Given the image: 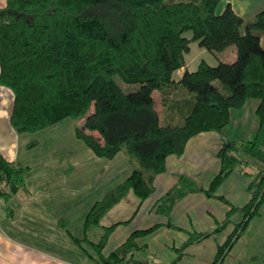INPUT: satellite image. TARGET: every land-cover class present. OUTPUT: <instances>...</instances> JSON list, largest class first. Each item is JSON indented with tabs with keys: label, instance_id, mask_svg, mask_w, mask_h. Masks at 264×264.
I'll use <instances>...</instances> for the list:
<instances>
[{
	"label": "trees",
	"instance_id": "1",
	"mask_svg": "<svg viewBox=\"0 0 264 264\" xmlns=\"http://www.w3.org/2000/svg\"><path fill=\"white\" fill-rule=\"evenodd\" d=\"M219 4L220 0H7L0 10V86L13 94L10 123L16 134L81 118L83 127H76V136L95 156L112 160L124 152L137 162L121 184L94 203L85 231L99 227L129 192L142 204L152 195L156 176L166 171L168 157L182 156L188 142L201 133H222L232 111L252 99L259 101L258 129L248 140L229 143L219 153L220 171L209 189L180 178L159 208L170 212L190 192L213 196L239 165L264 163V47L255 34L264 31V9L245 24L230 4L218 14ZM193 43L212 54L235 47L236 59L216 66L201 60L195 71L186 70L177 80L174 75L186 66ZM132 86L137 89L127 91ZM27 170L0 153V200L9 201L26 189ZM251 186L254 195L240 210L242 221L218 246L211 264H223L259 213L264 168ZM229 223L228 219L222 228ZM115 227H101L96 243L86 236L74 241L80 246L91 242L103 264H150L138 258L135 239L156 227L134 232L105 256ZM211 235H192L183 248Z\"/></svg>",
	"mask_w": 264,
	"mask_h": 264
},
{
	"label": "crops",
	"instance_id": "2",
	"mask_svg": "<svg viewBox=\"0 0 264 264\" xmlns=\"http://www.w3.org/2000/svg\"><path fill=\"white\" fill-rule=\"evenodd\" d=\"M221 1L222 0H220V2ZM6 4L7 0H0V10L4 9ZM228 4L234 9L231 1H229ZM233 58L235 59L236 56L234 55ZM187 60L188 58L186 59V66L174 75L175 79L179 80L186 70L192 71L190 69H192L193 66L191 67ZM154 98H157L156 100L159 101V94L154 93ZM13 100L14 97L12 92L0 86V153L9 162L21 163L23 166L27 167L28 170L26 174H31V163L28 162V157L23 156L22 153V142L26 134H16L10 123ZM248 104L246 103L244 107L232 111L230 123L235 117L238 120H246L245 118L250 117L249 114H251L253 107L255 109L254 115L255 117L257 116L256 110L259 102L254 103V105ZM157 110L161 112L162 108L158 106ZM229 124L222 133L205 132L192 138L188 142L182 156L168 157L166 161V171L155 178L152 195L140 204L135 216L129 220L131 223L126 226L129 227L132 223L138 224V222H141L143 225L142 228H138L134 232L145 231L156 227L153 232L135 239V243L139 247L138 258L143 259V253L155 251L163 253V257L160 258L161 261H158L157 264H199L200 261L198 258L200 255L196 254L197 248H200L203 244L212 240L215 235L219 234L218 236H222L223 239V234H225L224 240H222V242H216L215 247L212 249L215 251V258L218 246L224 244L228 236L233 232L236 224L242 221V213L240 210L250 202L254 195V189L251 183L255 175L260 173L264 168V165L263 167H257L255 168V174L250 173L248 172V168L251 162L248 161L245 162L246 164H242L245 169L242 170V165H239L216 190L213 196H208L205 191L190 192L186 194L170 212L164 213L163 210L159 208L160 200L165 197L170 190L180 184V178L191 180L198 188L203 190L209 189L213 179L220 171L221 163L219 153L226 148L229 143L237 142L235 141L237 137L235 133L230 134L229 131L230 135L226 133ZM126 157L128 156L126 155ZM131 162L134 163L132 160ZM29 178L30 177H28V179ZM29 185L32 186L28 183L25 190L20 191L9 201L0 200V264H32V261H29V263L23 262L21 255H15V250L21 248L24 250L27 249L30 253L33 251L34 253L45 255V252L48 251V242L52 244V241H56L54 237L60 238L61 241L63 240L62 237H60L62 226L58 225V227H56L46 221L49 219H57L56 213L53 214L50 211L45 212L40 206L42 203L46 206L45 201L40 199L41 196H32V189ZM128 195L135 196L133 192H129ZM115 206L110 209L102 220L111 216L110 213ZM233 209H236L237 212H230ZM62 216L63 214H60L59 217ZM154 219H158V222H153ZM228 219L230 223L224 225L225 227L222 228L223 224ZM101 222L100 228H108L116 225L103 250L105 256H107V252L112 253L124 245L134 233H130V231H128L129 229L123 226L125 222L118 221L110 226L102 225ZM101 231L102 235L103 229ZM32 232H35L36 235H43L45 240L42 238L41 240L45 244V248H42V245L38 246L39 240L35 239L34 246L33 240L28 239V237H32ZM207 233L212 235L200 243H193L183 248L192 235ZM84 234V237L86 236L87 239L90 240L87 231H84ZM64 241L67 243L71 242L68 236ZM97 241L93 242L96 243ZM83 245L84 242L81 248ZM158 245L159 247L156 249ZM92 246L97 252V257L92 255L88 249L85 250L91 257L99 262L98 251L94 245ZM107 247H110V249H112V247L114 248L113 250L107 251ZM57 248L62 256L63 252L59 244ZM45 257L47 256L45 255ZM191 258H193V261H188ZM148 261L151 262V260ZM47 262L51 264L50 259H48ZM223 264H264V203L259 213L250 221L244 234L235 243Z\"/></svg>",
	"mask_w": 264,
	"mask_h": 264
},
{
	"label": "rangeland",
	"instance_id": "3",
	"mask_svg": "<svg viewBox=\"0 0 264 264\" xmlns=\"http://www.w3.org/2000/svg\"><path fill=\"white\" fill-rule=\"evenodd\" d=\"M229 1L232 2L235 13L242 17L245 24L254 22L257 14L264 9V0H222L217 9L218 14L224 11ZM242 31L244 33L245 29L243 28ZM255 34L260 36L264 47V31H257ZM186 36L190 38L191 34L187 33ZM233 54L236 56L235 47H230L221 53L212 54L200 48L198 43H193L191 51L187 55V61L191 67L193 66L190 70L194 71L201 60H205L210 66H216L219 63L231 64L236 59L233 58ZM117 81L120 82L119 79ZM217 85L219 84L217 83ZM136 89L135 86L127 87V91ZM256 102L259 101L252 99L247 104L254 105ZM254 110L253 107L251 114H249L250 117L245 118L246 120H238L235 117L229 124L226 133L228 135L235 133L237 136L235 141H246L257 131L258 117H255ZM83 123L84 119L68 118L54 127L28 133L24 136L22 153L23 156L28 157V162L31 163L32 168L31 174H25L24 182L26 185L28 183L32 185H29L32 189V196H41L40 199L45 201L47 207L43 203L40 204L45 212L56 213L57 219L46 221L56 227L58 225L62 226L63 232L60 231V237L63 240L54 237L56 241H52V244L48 242V251L45 252V255L49 258L33 251L30 253L27 249L15 250V255H21L23 262L29 263V261H32V264H49L47 260L50 259L51 264H103L86 252L85 249H88L92 255L97 257V252L91 242L83 241L84 245L81 248L74 240L84 237L85 219L94 203L101 200L116 185L129 176L135 167L134 163L137 162L133 160L134 163H132V159L126 157L123 152L112 160L95 156L85 143L76 136V127H83ZM263 165L264 163L261 162H251L248 172L255 174V168L263 167ZM241 169L243 170L245 167L242 165ZM28 177L30 178L28 179ZM139 207L140 200L134 195H127L113 208L110 213L111 216L102 220L101 224L110 226L120 221L125 222L123 226L126 227L131 223L129 220L135 216ZM60 214H63V216L59 217ZM153 222H158V219H154ZM142 226L141 222H138V224L132 223L126 228L132 233L138 228H142ZM101 230L100 227L89 228L87 233L90 241L99 240ZM66 235L71 242L64 241L67 239ZM218 235L203 244L202 248H197L196 254L200 255L198 258L199 264H209L213 261L215 251L212 249L215 247L216 242L224 240L225 234H223V239L222 236ZM41 238L45 240L43 235H36L35 232H32V237H28V239L33 240L34 246L35 239H37L39 240L38 246L42 245V248H45ZM58 244L62 249V256L57 248ZM158 247L159 245L156 249ZM113 248L107 247L106 250H113ZM106 254L109 255L110 253L107 252ZM142 257L151 260L150 264H157L158 261H161L160 258L163 257V253L149 251L143 253ZM192 259L188 261L192 262Z\"/></svg>",
	"mask_w": 264,
	"mask_h": 264
}]
</instances>
